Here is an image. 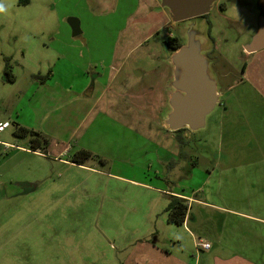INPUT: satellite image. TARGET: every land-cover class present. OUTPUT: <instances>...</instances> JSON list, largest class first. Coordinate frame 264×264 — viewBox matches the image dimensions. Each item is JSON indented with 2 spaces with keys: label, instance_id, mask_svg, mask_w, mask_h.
I'll list each match as a JSON object with an SVG mask.
<instances>
[{
  "label": "crops",
  "instance_id": "0c3cea01",
  "mask_svg": "<svg viewBox=\"0 0 264 264\" xmlns=\"http://www.w3.org/2000/svg\"><path fill=\"white\" fill-rule=\"evenodd\" d=\"M106 1L112 4L96 2V8L114 12L116 0ZM171 24L161 0H137L116 35L85 36L82 22L77 37L65 25L54 27L56 38L37 50L36 67L22 65L19 75L14 74L16 89L10 91L5 108L8 120L0 116V123H10L12 136L19 125L48 138L46 154L29 150L27 138L14 136L26 147L0 141L1 152L15 149L43 159L50 156L53 166L69 167L75 150H92L89 131L95 124L127 125L137 133L131 125L164 120L172 52L162 55L142 49L154 40L161 43L159 35ZM253 40L242 46L241 67L235 73L220 69L224 61L221 54L216 59V47L210 57L204 54L209 66L215 61L219 102L211 132L194 142L198 150L204 146L213 160L198 185L184 186L176 179L167 180L169 190L155 188L166 196L158 213L163 230L155 225L137 231L123 228L119 203L117 210L99 216L96 228L58 233L54 238L40 234L37 264H264V48L254 50ZM207 50L211 52L209 46ZM4 58L10 65L15 59ZM155 59L156 65L150 67ZM36 74L48 76L38 81L33 78ZM167 134L180 139L182 157L194 133ZM183 157L187 160V155ZM197 164L196 157L194 167ZM46 194L53 196L55 191ZM169 196L186 201L180 226L167 222L164 208ZM202 243L209 248H202Z\"/></svg>",
  "mask_w": 264,
  "mask_h": 264
},
{
  "label": "rangeland",
  "instance_id": "374dc122",
  "mask_svg": "<svg viewBox=\"0 0 264 264\" xmlns=\"http://www.w3.org/2000/svg\"><path fill=\"white\" fill-rule=\"evenodd\" d=\"M101 1L112 4L106 0H7L8 13L0 15V116L8 120L7 98L16 89L4 80V56L15 57L11 61L13 75H19L22 65L35 68L37 50L56 36L54 27L60 24L70 29L68 18H76L86 26L85 36L116 35L137 0H116L112 13L96 8V2ZM258 2L214 0L206 17L171 24L161 32L160 40L177 37L183 45L194 36L202 45L203 55L210 57L216 47V59L221 54L224 61L220 69L235 73L241 67L242 46L264 27V11ZM208 46L211 52L206 50ZM142 51L162 55L172 52L156 40ZM156 62H151L150 67ZM214 62L210 61L209 66L212 80L216 76ZM167 105L163 102L164 117L169 111ZM215 113L216 110L207 116L205 128L194 131L187 140L189 146L183 149L187 160L178 155L180 140L171 139L172 134L167 136L175 132L163 129L162 119L155 125L141 121L131 125L137 133L127 125L95 124L88 141L92 158L81 166H53L50 156L43 159L30 152L12 149L6 154L0 150V264H37L40 234H52L54 238L58 233L96 228L99 216L117 210L119 203L123 228L137 231L155 225L162 231L158 213L166 196L155 188L169 190L167 180L178 179L177 183L184 186L203 181L205 169L213 159L210 160L204 146L198 150L194 140L211 132ZM11 131L10 127L1 134L0 141L26 147L25 141L14 139ZM185 131L189 130L181 132ZM196 157L198 164L194 167ZM182 167L187 169L186 175ZM36 186L39 188L35 189ZM51 191L55 195L48 197L46 192Z\"/></svg>",
  "mask_w": 264,
  "mask_h": 264
},
{
  "label": "water",
  "instance_id": "95a60500",
  "mask_svg": "<svg viewBox=\"0 0 264 264\" xmlns=\"http://www.w3.org/2000/svg\"><path fill=\"white\" fill-rule=\"evenodd\" d=\"M214 0H161V5L169 11L172 23L207 15ZM258 7L264 9V0ZM72 37L80 35V22L68 18ZM254 50L264 48V28L254 37ZM207 50V48H206ZM202 45L194 36L187 44L172 50L169 61L172 65L171 93L168 97L169 111L163 125L170 132L186 129L191 132L206 125L207 116L213 112L219 102L217 85L210 78L209 61L201 53Z\"/></svg>",
  "mask_w": 264,
  "mask_h": 264
},
{
  "label": "trees",
  "instance_id": "16d2710c",
  "mask_svg": "<svg viewBox=\"0 0 264 264\" xmlns=\"http://www.w3.org/2000/svg\"><path fill=\"white\" fill-rule=\"evenodd\" d=\"M22 3H27L26 1H22ZM264 11V9H263ZM207 15L203 16L206 17ZM157 35H155L156 37ZM157 38V37H156ZM162 45L167 48L168 50H176L178 49L182 44L177 37H165L161 40ZM4 67H3V77L4 80L8 83L14 82V75L12 74L11 65L9 63L8 58H4ZM48 74L41 76L39 74H36L33 76L35 80L38 81H44L47 78ZM185 129H181L176 131L175 133H180ZM13 136L18 139H28V148L31 151L39 150L42 154H46L48 145L50 143L49 139L46 138L44 135L38 132H34L30 129H27L25 127L15 125ZM179 139V138H178ZM180 140V139H179ZM92 158L91 154L88 151L85 150H79L76 154L73 155V157L70 159V162L72 164H75L77 166L84 165L88 160ZM187 211L186 201L184 199L175 197V196H169L168 197V203L166 207L164 208V213L167 215V222L169 224H173L175 226L182 225L185 215Z\"/></svg>",
  "mask_w": 264,
  "mask_h": 264
},
{
  "label": "built area",
  "instance_id": "2783aa9c",
  "mask_svg": "<svg viewBox=\"0 0 264 264\" xmlns=\"http://www.w3.org/2000/svg\"><path fill=\"white\" fill-rule=\"evenodd\" d=\"M9 127H10V123L9 122H1L0 123V133L3 132L4 130L8 129ZM5 147H7V146L5 145ZM202 248L208 249L209 248V244L202 243Z\"/></svg>",
  "mask_w": 264,
  "mask_h": 264
},
{
  "label": "clouds",
  "instance_id": "9594fccd",
  "mask_svg": "<svg viewBox=\"0 0 264 264\" xmlns=\"http://www.w3.org/2000/svg\"><path fill=\"white\" fill-rule=\"evenodd\" d=\"M9 10V5L7 0H0V15L7 14Z\"/></svg>",
  "mask_w": 264,
  "mask_h": 264
}]
</instances>
